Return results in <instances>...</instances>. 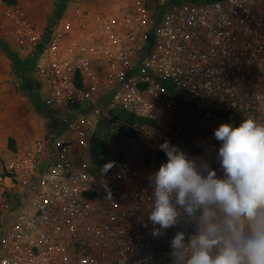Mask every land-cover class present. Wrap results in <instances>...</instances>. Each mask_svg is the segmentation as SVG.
<instances>
[{
	"label": "built area",
	"instance_id": "built-area-1",
	"mask_svg": "<svg viewBox=\"0 0 264 264\" xmlns=\"http://www.w3.org/2000/svg\"><path fill=\"white\" fill-rule=\"evenodd\" d=\"M148 2L44 26L0 0L2 38L28 60L59 126L0 175V264H172L171 238L193 229L151 235L148 176L167 162L159 145L221 175L214 130L264 123V0ZM105 108L172 128L154 146L129 141L126 160L102 172L91 148Z\"/></svg>",
	"mask_w": 264,
	"mask_h": 264
},
{
	"label": "clouds",
	"instance_id": "clouds-1",
	"mask_svg": "<svg viewBox=\"0 0 264 264\" xmlns=\"http://www.w3.org/2000/svg\"><path fill=\"white\" fill-rule=\"evenodd\" d=\"M214 138L221 175L203 156L168 141L159 145L167 162L148 176L151 235L192 227L171 238L172 264H264V123L254 117L222 123Z\"/></svg>",
	"mask_w": 264,
	"mask_h": 264
},
{
	"label": "rangeland",
	"instance_id": "rangeland-1",
	"mask_svg": "<svg viewBox=\"0 0 264 264\" xmlns=\"http://www.w3.org/2000/svg\"><path fill=\"white\" fill-rule=\"evenodd\" d=\"M6 4L17 5L23 12L42 25H49L54 18L75 20L83 14L106 17L118 12H127L135 7L138 0H3ZM165 0H149L150 7H157ZM0 30V41L6 44ZM8 51L25 66L22 71L7 51L0 49V175L6 172L7 164L18 153L27 152L32 144L43 140L50 129L58 130L56 117L41 104L31 101L25 91L27 81H31L30 64L14 53L10 45ZM171 125L150 124L121 109L105 108L96 128L91 155L100 165L125 161L126 146L129 141L149 143L159 142L162 131ZM139 163L143 161L137 159ZM138 165V163H137Z\"/></svg>",
	"mask_w": 264,
	"mask_h": 264
},
{
	"label": "trees",
	"instance_id": "trees-1",
	"mask_svg": "<svg viewBox=\"0 0 264 264\" xmlns=\"http://www.w3.org/2000/svg\"><path fill=\"white\" fill-rule=\"evenodd\" d=\"M0 49L7 51L8 55L10 56V58L16 62V64L19 66V68L24 71L25 70V66L24 64L13 54H11L8 51V48L6 46V44H4L2 41H0ZM25 91L29 97V99L33 102H35L37 104L38 107L41 106L42 101H41V97H40V92H39V86L36 85V83L33 80H29L27 81L26 85H25ZM141 119V118H140ZM147 122V121H146ZM149 123V122H148Z\"/></svg>",
	"mask_w": 264,
	"mask_h": 264
}]
</instances>
